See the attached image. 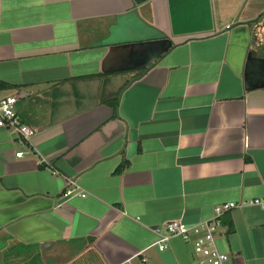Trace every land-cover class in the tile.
Listing matches in <instances>:
<instances>
[{
  "label": "crops",
  "instance_id": "obj_1",
  "mask_svg": "<svg viewBox=\"0 0 264 264\" xmlns=\"http://www.w3.org/2000/svg\"><path fill=\"white\" fill-rule=\"evenodd\" d=\"M0 81L36 128L0 127V264H196L158 231L230 201L264 264V0H0Z\"/></svg>",
  "mask_w": 264,
  "mask_h": 264
},
{
  "label": "built area",
  "instance_id": "obj_2",
  "mask_svg": "<svg viewBox=\"0 0 264 264\" xmlns=\"http://www.w3.org/2000/svg\"><path fill=\"white\" fill-rule=\"evenodd\" d=\"M23 95V93L0 94V127L12 130L19 140L21 139L24 143L32 145L31 138L34 136L36 128L22 122L15 111V104ZM22 155V150L15 152L16 157ZM66 183L67 185L61 194V198L64 199L75 195L72 187L73 180L67 179ZM81 196H84V194H81ZM245 204H256L263 207L264 198H254L241 203V205ZM239 205L231 201L215 205L210 217L192 225L184 223L181 219L167 220L163 223L161 230L158 231V237L154 245L159 251H162L167 248L171 237L179 236L191 244L193 261L196 264H225L230 257L227 253L220 251L216 244L217 237L220 234L221 217ZM141 261L143 264H148L145 256H142Z\"/></svg>",
  "mask_w": 264,
  "mask_h": 264
},
{
  "label": "trees",
  "instance_id": "obj_3",
  "mask_svg": "<svg viewBox=\"0 0 264 264\" xmlns=\"http://www.w3.org/2000/svg\"><path fill=\"white\" fill-rule=\"evenodd\" d=\"M7 87L8 85L6 83H3L2 81H0V90L6 89Z\"/></svg>",
  "mask_w": 264,
  "mask_h": 264
},
{
  "label": "water",
  "instance_id": "obj_4",
  "mask_svg": "<svg viewBox=\"0 0 264 264\" xmlns=\"http://www.w3.org/2000/svg\"><path fill=\"white\" fill-rule=\"evenodd\" d=\"M41 247H42V245H40V248H41ZM38 259H39V261H41V257H40V256L38 257Z\"/></svg>",
  "mask_w": 264,
  "mask_h": 264
}]
</instances>
